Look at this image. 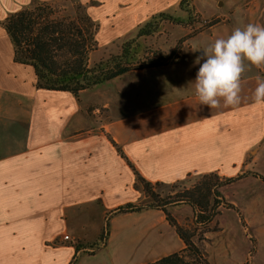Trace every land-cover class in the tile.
<instances>
[{"label":"crops","instance_id":"obj_1","mask_svg":"<svg viewBox=\"0 0 264 264\" xmlns=\"http://www.w3.org/2000/svg\"><path fill=\"white\" fill-rule=\"evenodd\" d=\"M54 1L0 0V22L32 3ZM181 1L86 4L98 25V46L113 52L160 14L187 21ZM188 8L203 22L220 23L185 41L177 63L130 72L78 98L37 89L33 68L14 62L0 26V264H150L182 251L184 243L161 211L113 214L148 203L133 169L164 187L213 173L242 176L222 190L237 210L223 209L218 224L228 215L240 236L238 243L230 238L217 264L229 263L232 245L241 252L240 264H264V180L254 176L264 178V104L252 99L264 70L252 66L243 74L235 107L210 110L189 85L199 68L193 61L200 52L192 49L235 27L264 26V0H192ZM175 29L181 38L190 35L188 26ZM188 215L186 205L174 212L179 225ZM107 221V241L89 253ZM249 240L257 246L254 255L246 251Z\"/></svg>","mask_w":264,"mask_h":264},{"label":"trees","instance_id":"obj_2","mask_svg":"<svg viewBox=\"0 0 264 264\" xmlns=\"http://www.w3.org/2000/svg\"><path fill=\"white\" fill-rule=\"evenodd\" d=\"M188 1L182 0L180 5L181 9L188 13L187 21H179L160 14L140 27L134 38L124 42L119 54L102 59L95 64L90 63V56L97 50L98 25L81 6H77L73 16H60L54 12L49 3H37L34 8H25L12 13L0 22V26L13 46L14 62L33 68L37 89L67 92L78 98L81 93L91 91L130 72L177 63L181 57L182 43L191 39L196 33L182 38L170 54L162 51H144L145 56H141L139 40L156 33L161 21L169 20L183 26H193L198 23L195 21V17L198 18V16L188 8ZM199 21L203 29H209L220 23V20L203 22L199 19ZM117 151L128 161L121 149L117 147ZM133 170L136 183L141 185L148 203L139 206L127 204L113 214H136L149 209L161 211L185 245L182 251L150 264H211L206 251V244L209 242L206 235L219 231L216 226L217 219L223 209L237 210L226 202L222 190L240 180L242 176L223 179L214 173L204 175L193 187L179 193L173 190L172 194L162 196L156 191L159 185L152 186L135 169ZM254 176L264 180L263 177ZM181 205L192 209L193 228L179 225L173 217L170 209ZM213 224L215 226H212ZM108 236L109 222L107 221L99 244L88 246L95 248L94 252H96L101 244L104 246ZM253 244L255 245V242ZM81 248L84 246L77 247L78 250Z\"/></svg>","mask_w":264,"mask_h":264},{"label":"clouds","instance_id":"obj_3","mask_svg":"<svg viewBox=\"0 0 264 264\" xmlns=\"http://www.w3.org/2000/svg\"><path fill=\"white\" fill-rule=\"evenodd\" d=\"M192 51L200 52L193 61V66L199 65L198 71L189 82L199 104L210 110L221 105L238 106L243 74L252 66L264 70V26L248 23L235 27L227 37ZM252 99L256 104H264V78L257 77Z\"/></svg>","mask_w":264,"mask_h":264},{"label":"rangeland","instance_id":"obj_4","mask_svg":"<svg viewBox=\"0 0 264 264\" xmlns=\"http://www.w3.org/2000/svg\"><path fill=\"white\" fill-rule=\"evenodd\" d=\"M188 2H189L188 5H190L192 0H189ZM49 5H51L53 7L54 12L60 16H73L75 11H76L77 6H81V7L85 8L87 10V12L89 13L88 5L86 4V0H56L54 2H50ZM36 6H37V3H32L27 8H34ZM195 21L198 23H195L193 26H190V27L188 26V28H190L189 34H192V33L197 34V32H199L200 30L203 29V26L197 17H195ZM179 27L183 28L186 26L177 25V24H174L173 22L168 23V24L165 23V24L161 25V22H160L159 29L156 33H154L152 36H150L148 38L140 39V41H139L140 42V48H139L140 54L139 55H141V56L144 55V53H143L144 51H146V52L147 51H153V52L154 51H162V52H166V54L172 53V51L177 47L178 43L182 39L181 38L182 34L180 33L181 31H177V29H175V28H179ZM137 31H138V29L135 32H133V34L128 39L134 38ZM182 45H183V43H182ZM121 46H122V44H121ZM121 46H120V48L115 47L114 48L115 50H113V52H110L109 50H107L103 47H99L97 44V50L95 52H93L90 56V63L95 64L102 59H106L112 55L119 54ZM199 179H200V177H193V178H189L185 181L179 182L173 186H169V187L159 186L156 188V191L158 193H160L162 196H167L168 194L169 195L172 194L173 190H174V192L179 193L186 188L188 189V188L193 187L199 181ZM230 186H228V187H230ZM228 187L223 188V190H225ZM227 197L229 199H233L234 196H232L231 192L228 191ZM175 210H176V208L170 209L173 217H174ZM155 211H157V210H155ZM191 211H192V209H191ZM179 215L182 217H186L185 212H181V214H179ZM160 216L165 218V220H166V217L162 212L160 213ZM193 224H194V214L192 211V216L188 215V218L185 220L184 224H182L181 226H184L186 228H193ZM212 226H215V224H213ZM216 226H218V228H219L218 232H213V233H209L206 235V237L209 240V242L206 244V251H207L210 259H212L213 263H215V264H217V260H219L221 258L222 251L224 249L230 247V245H229L230 238H232L234 240V242L238 243L237 238L240 236L238 234L239 229L235 228L234 219H232V218L229 219L228 215L225 216L222 219L221 223H219V224H218V219H217V225ZM89 232H91V230H89ZM100 236H101V234H100ZM99 239H100V237H99ZM69 241L74 242L71 240V238ZM253 242H254L253 240H249V243H246V246H247L246 251L249 248V251H251L252 254L254 255L256 253L257 246L254 245ZM75 245L77 247L84 246L83 244L80 245L79 243H75ZM236 246L237 245H232L229 253L226 255L227 258L229 259L228 264H240V256L239 255H241V252L239 254L237 251L234 250V249H238ZM94 250H95V248H90L88 252L90 253Z\"/></svg>","mask_w":264,"mask_h":264},{"label":"built area","instance_id":"obj_5","mask_svg":"<svg viewBox=\"0 0 264 264\" xmlns=\"http://www.w3.org/2000/svg\"><path fill=\"white\" fill-rule=\"evenodd\" d=\"M70 240V237L69 236H65L64 237V241H69Z\"/></svg>","mask_w":264,"mask_h":264}]
</instances>
